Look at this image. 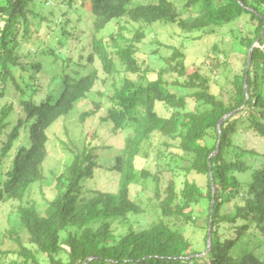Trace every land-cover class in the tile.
Instances as JSON below:
<instances>
[{
    "label": "trees",
    "instance_id": "1",
    "mask_svg": "<svg viewBox=\"0 0 264 264\" xmlns=\"http://www.w3.org/2000/svg\"><path fill=\"white\" fill-rule=\"evenodd\" d=\"M35 1L0 0L4 21L0 28V98L5 96L9 83L21 92L18 102L11 101L0 109V206L18 201L17 225L21 227L7 230L19 247L0 250L9 258L7 264H38L35 251L45 255L49 264H264V258L254 251L261 243L259 234L264 235V152L233 141L238 126L252 128L264 136V0H185L180 7L173 0H79L88 2L94 16L93 33L125 16L139 23L160 21L184 30L213 33L245 16L254 23L251 36L237 39L245 58L258 38L260 46L252 47L247 78L246 67L233 75L228 102L210 92L205 75L196 68L188 70L184 55L174 47L170 58L176 62L168 76L165 70H159L147 78L148 70L143 68L146 76L139 74L137 80L123 76L113 82L109 98L112 106L103 121L111 127V133L128 132L112 168L120 176L117 187L108 191L84 190L85 183H93L99 167L95 154L98 147L93 140L80 150L74 143V149L67 144L65 151L72 156L71 161L55 177V195L46 200L44 212L25 198L31 186L43 178L44 162L49 156L47 130L86 97L99 76L96 69L81 76L75 72L56 76L51 73L46 94H40L38 86L28 88L25 76L20 81L25 86L19 83L15 69L27 73L23 67L29 64L34 72L42 70L39 62L22 64L24 54L17 49L16 37L21 28L24 42L30 40V15H36L31 6ZM62 1L73 5L76 0ZM61 34L58 41L65 36ZM142 36L138 28L128 43L120 45L119 32L111 34L112 58L101 41L94 45L104 68L113 71L117 57L125 71L139 70L136 44ZM217 49L214 44L212 50L217 53ZM44 52L55 55L52 48ZM56 57L48 69L54 68ZM217 60L218 56L211 58L215 66ZM173 73L177 77L171 79ZM29 77L35 79V74ZM187 97L193 99L192 109L187 108ZM157 102L171 114L160 115ZM94 105L80 114L82 120L95 115L100 107L98 103ZM153 136L165 138V148L158 150L163 159L177 155L184 162L179 167L183 179H169L163 191L158 175L134 166L143 142L151 145ZM245 156L256 163H249L243 159ZM192 172L207 177L205 189L187 177ZM241 175L248 178L243 181ZM146 177L155 183L160 213L142 224L143 211L131 198L130 185ZM204 202L206 208L196 213L194 207ZM198 216L205 220L207 232L197 243L186 237L180 226L168 223L177 220L183 228L189 222L195 223ZM118 227L124 231L116 235ZM21 233L27 235L29 245L22 241ZM63 247L69 250L65 252Z\"/></svg>",
    "mask_w": 264,
    "mask_h": 264
},
{
    "label": "rangeland",
    "instance_id": "2",
    "mask_svg": "<svg viewBox=\"0 0 264 264\" xmlns=\"http://www.w3.org/2000/svg\"><path fill=\"white\" fill-rule=\"evenodd\" d=\"M145 1V0H139ZM180 7L185 0H173ZM31 8L36 15H30L31 37L29 42H24L22 37V28L17 34L18 50L23 58L21 63L39 62L42 70L34 72L29 64H24L22 71L15 69L14 73L18 76V81L25 76L28 88L39 87L40 94H46L49 86L51 73L53 75H61L62 73L74 72L81 76L96 69L98 72V80L93 88L86 94L84 99L77 101L72 110L64 116L59 117L47 130L49 156L44 162L43 178L34 183L25 201L34 202L39 210L44 212L46 200L51 199L55 195L53 187L55 177L61 173L67 163L71 161L72 156L66 152L68 148L74 149L73 143L79 150L88 141L93 140L97 145L95 154L97 155L98 166L94 172L92 182L85 183L84 190L95 188L100 191H108L115 189L120 176L112 168L114 159L121 154L123 140L126 138L127 131L119 134L111 133V127L103 121L107 110L112 106L109 98L113 93V82L117 83L121 77L125 76L137 80L139 74H144L143 68L148 70L147 78L153 77L154 72L165 70L166 75L172 71L175 64V58H170L173 49L176 48L184 55L183 62L188 70L196 68L200 74L205 75L209 79V90L225 102L229 101L230 90L232 87L233 75L241 73L246 67L242 45L238 44V37L244 35H252L254 23L249 17H240L237 21L226 26L219 27L213 33H201V31L184 30L174 23L155 22L147 24L146 22H134L127 16L113 19L98 33H93V19L91 9L88 2H80L76 0L73 5L65 4L62 0H36L35 5ZM4 25L3 18L0 14V28ZM140 28L143 36L137 42L139 51L136 54L139 70H124L119 58L115 57V66L113 71H107L104 68L102 59L95 52L94 45H98L99 41L107 47L109 57H113V43L110 39L111 34L119 32V44L128 43L129 38L134 36L136 30ZM64 32L65 36L58 41ZM237 36V37H235ZM95 40V41H94ZM259 38L252 46H260ZM61 41H63L61 43ZM218 46L217 53L212 50L213 45ZM262 46V45H261ZM263 47V46H262ZM52 48L56 57L54 68L48 69V65L55 60V55H45V50ZM213 56H218L217 66L211 61ZM56 70V71H55ZM65 71V72H64ZM35 74V79L29 76ZM56 76V75H55ZM177 74L173 73L171 79L176 78ZM146 78V80H147ZM170 79V80H171ZM169 80V81H170ZM23 83H21L22 85ZM24 85V84H23ZM25 86V85H24ZM1 87V86H0ZM174 91V88H172ZM5 96L0 98V109L5 104L15 101L21 92L16 91L10 83L7 86ZM188 109H192L193 99L187 97ZM94 103H98L99 109L93 116L85 117L83 120L80 114L86 110L95 108ZM156 108L160 115L169 116L171 110L166 108L161 102L156 103ZM208 139H213L211 136ZM162 136H153L152 144L144 141L142 149L134 158V166L137 170L146 169L153 174L159 176V184L163 191L169 179L177 181L183 179V171L179 169L184 165L177 155L163 159L162 154L158 150H163ZM64 141L65 144H62ZM233 141L241 144L242 147L256 150L260 153L264 152V136H260L257 131L252 128L238 126L237 131L233 134ZM68 144V148H66ZM173 152H177L176 148H171ZM170 154V153H169ZM168 154V155H169ZM243 159L249 163H256L250 156ZM167 162V163H166ZM258 164V163H257ZM190 180H194L203 189L206 187L207 177L203 174L192 172L187 176ZM247 175H241L244 181ZM143 182V183H142ZM155 183L151 178H140L138 182L130 185V196L142 209V224H147L149 220L155 219L160 213L158 208L159 200L154 196ZM164 193V192H163ZM18 201H7L0 206V250L10 251L18 249V243L9 236L8 229L17 225V209ZM206 208V203L196 205L194 209L196 213H201ZM174 227L180 226V231L193 242H201L203 236L207 232L205 230V220L202 216L196 218L195 223L189 222L187 226L181 227V222L171 220L168 222ZM116 235L124 230L117 228ZM260 235L261 243L254 247V251L264 258V235ZM22 241L27 245V235L21 233ZM199 248L200 246H196ZM67 252L69 249L63 247ZM34 250V247L31 246ZM38 258V264H49L45 255L35 251ZM9 258L0 253V264L9 263ZM33 264V263H29Z\"/></svg>",
    "mask_w": 264,
    "mask_h": 264
},
{
    "label": "water",
    "instance_id": "3",
    "mask_svg": "<svg viewBox=\"0 0 264 264\" xmlns=\"http://www.w3.org/2000/svg\"><path fill=\"white\" fill-rule=\"evenodd\" d=\"M253 47V46H252ZM252 47H251V49H250V51H249V55H248V60H247V64H246V73H245V77L247 78V71H248V69H249V67H250V53H251V50H252ZM233 113V112H232ZM225 117V116H224ZM223 117V118H224ZM221 121L222 120H220L219 121V126H220V124H221ZM210 176L212 177V173L210 172ZM212 187L214 188V185H213V183H212ZM214 201V200H213ZM213 201H212V204H211V212H212V209H213ZM212 215V214H211ZM212 219V218H211ZM211 219H210V223H209V226H208V248L210 247V245H211Z\"/></svg>",
    "mask_w": 264,
    "mask_h": 264
}]
</instances>
